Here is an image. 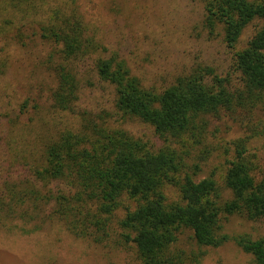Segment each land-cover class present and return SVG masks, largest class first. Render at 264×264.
<instances>
[{
    "label": "trees",
    "instance_id": "16d2710c",
    "mask_svg": "<svg viewBox=\"0 0 264 264\" xmlns=\"http://www.w3.org/2000/svg\"><path fill=\"white\" fill-rule=\"evenodd\" d=\"M81 2L0 0L1 66L9 61V42L25 46L37 38L47 45V68L56 81L50 92L53 110L79 117L76 127L39 129L40 141L27 145L23 155L16 151L15 130H9L8 140L15 144H8L10 158L0 169L20 168L26 175L0 178V223L18 217L38 229L55 216L74 234H95L99 240L98 231L122 209L124 237L135 244L141 264H173L168 251L181 228L191 229L198 244L216 247L229 238L222 231L228 216L263 220L264 165L247 145L261 136L264 151V128L256 130L264 122L259 118L264 116V24L244 46L236 45L251 22L264 20V0H205L204 27L211 35L220 33L233 49L231 72L198 65L158 89L145 85L125 58L90 31ZM87 60L98 80L112 87L115 113L149 125L160 146L113 126L102 113L76 111L78 65ZM226 116L254 123L253 134L233 142V157L220 180L213 174L197 178V162L189 159L192 145L202 142L211 120ZM235 241L256 264H264V236L241 234Z\"/></svg>",
    "mask_w": 264,
    "mask_h": 264
},
{
    "label": "rangeland",
    "instance_id": "374dc122",
    "mask_svg": "<svg viewBox=\"0 0 264 264\" xmlns=\"http://www.w3.org/2000/svg\"><path fill=\"white\" fill-rule=\"evenodd\" d=\"M204 2L82 0L80 10L89 22L90 31L95 32L108 49L125 58L145 85L158 89L172 82L177 74L198 65L210 66L219 74L231 72L233 49L227 47L220 33L211 35L204 27ZM262 24L264 20L251 22L243 30L236 48L244 46L256 26ZM9 44L6 47L9 61L5 67L1 66L5 50L0 47V164L9 161L8 144H15L8 140L10 129L16 132V143L20 142L16 151L23 155L29 148L27 145L40 141L35 136L39 129L76 127L79 120L74 114L55 112L51 106L50 92L56 81L47 68V45L37 38L25 46ZM78 68L81 87L77 112L102 113L113 126L119 124L155 147L162 144L149 125L135 119L124 121L115 113L113 89L98 80L91 60ZM232 77L236 78L237 74L232 73ZM259 118L264 120V116ZM253 120L260 122L257 117ZM253 126L254 123L233 121L228 116L211 120L202 142L192 145L191 149L189 159L197 162V178L213 174L220 180L227 161L233 157V142L253 134L250 130ZM263 128L264 122H261L256 130ZM262 143L261 136H254L247 145L248 152L257 155L260 165H264ZM25 175L26 171L20 168L0 169L1 179ZM175 194L173 190L168 191L169 196ZM123 215L122 209L112 214L98 231L99 240L95 239V234H74L55 216L38 229H33L31 220L18 217L5 220L0 223V264H141L135 244L124 237L128 231L120 225ZM222 231L229 238L214 247L198 244L191 229L181 228L168 251L173 264H256L253 255L236 243L235 236H264V219L254 221L230 215L222 221Z\"/></svg>",
    "mask_w": 264,
    "mask_h": 264
}]
</instances>
